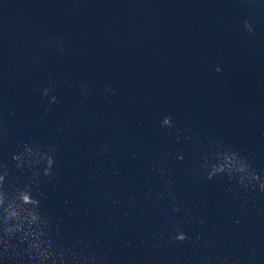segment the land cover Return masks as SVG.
Instances as JSON below:
<instances>
[{"label":"water","instance_id":"95a60500","mask_svg":"<svg viewBox=\"0 0 264 264\" xmlns=\"http://www.w3.org/2000/svg\"><path fill=\"white\" fill-rule=\"evenodd\" d=\"M0 264H264V0H0Z\"/></svg>","mask_w":264,"mask_h":264}]
</instances>
